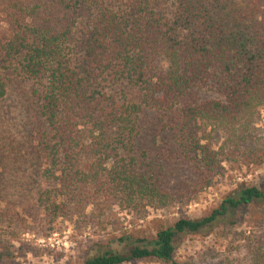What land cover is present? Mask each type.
<instances>
[{"label": "trees", "instance_id": "obj_1", "mask_svg": "<svg viewBox=\"0 0 264 264\" xmlns=\"http://www.w3.org/2000/svg\"><path fill=\"white\" fill-rule=\"evenodd\" d=\"M10 86L25 119L16 142L0 134V228L16 208L52 223L189 202L223 162L264 163V0H0V101ZM262 205L264 180L239 186L84 264H264L254 235L215 262L175 259L187 235Z\"/></svg>", "mask_w": 264, "mask_h": 264}, {"label": "rangeland", "instance_id": "obj_2", "mask_svg": "<svg viewBox=\"0 0 264 264\" xmlns=\"http://www.w3.org/2000/svg\"><path fill=\"white\" fill-rule=\"evenodd\" d=\"M24 119L22 101L10 86L6 97L0 101V134L3 131L7 140L16 142L21 128L23 130ZM261 124H264V111ZM261 124L260 135L264 134ZM217 142V137L213 138V143ZM221 166L222 169L195 199L161 209L145 207L143 212H138L112 205L100 219L71 216L51 223L43 212L28 207L16 208L14 231L5 226L0 228V235L8 246V254L0 258V264H84L98 250H121L123 244L117 241L119 238H151L159 227H168L184 217L201 218L217 208L222 199L239 186H258L264 180V163L223 162ZM10 179L11 183L17 180ZM86 213L89 216L92 212L88 209ZM231 220L220 223L212 232L187 235L177 246L175 259L180 262H215L212 259L216 256L222 258L234 247L243 246V236H264V205L243 208ZM2 251L0 249V253ZM123 264L155 263L134 261Z\"/></svg>", "mask_w": 264, "mask_h": 264}]
</instances>
